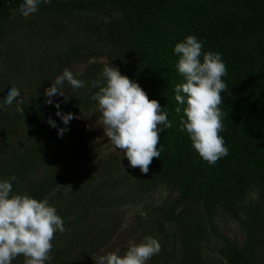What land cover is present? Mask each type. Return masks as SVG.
<instances>
[{
	"label": "trees",
	"instance_id": "16d2710c",
	"mask_svg": "<svg viewBox=\"0 0 264 264\" xmlns=\"http://www.w3.org/2000/svg\"><path fill=\"white\" fill-rule=\"evenodd\" d=\"M19 3L0 0V95L16 86L24 109H0V177L16 176L13 192L47 198L63 218L65 231L54 234L46 264H95L121 226L119 209L162 186L177 198L147 205L122 239L158 240L161 250L146 264H264V0H51L27 16ZM187 35L226 65L220 135L228 153L214 165L193 150L180 127L183 112H176L174 88L184 81L172 49ZM75 63L84 64L73 74L85 87L65 82L67 102L52 97L63 113L80 104L88 116L98 91L89 84L108 63L167 113L172 127L159 134L160 158L148 173L131 167L123 152L83 171L93 129L72 127L74 116L58 136L46 122L64 127L44 91ZM225 213L245 230L242 243L220 231L216 218Z\"/></svg>",
	"mask_w": 264,
	"mask_h": 264
},
{
	"label": "clouds",
	"instance_id": "9594fccd",
	"mask_svg": "<svg viewBox=\"0 0 264 264\" xmlns=\"http://www.w3.org/2000/svg\"><path fill=\"white\" fill-rule=\"evenodd\" d=\"M51 0H20L18 11L21 15L33 14L41 4ZM203 44L194 35H187L177 42L172 51L177 55L176 71L183 77L182 83L174 88V99L179 105L176 112H183L180 118L181 130L187 133L193 150L208 164L214 165L219 158L227 155L228 148L220 133L224 131V113L221 93L227 85L222 79L226 65L219 52L202 51ZM65 82L73 89L85 87V81L76 78L65 68L44 91L45 103L53 104L55 115L64 127H57L49 117L46 121L56 128L57 135L68 131V124L74 118L72 112L63 113L60 103L52 97L65 98ZM89 87L97 88L91 97L101 113L103 132L117 151L131 167H138L141 173H148L153 157L160 158L157 148L159 134L172 127L167 113L156 99H149L140 85L121 74L110 63L105 64L97 79ZM0 109L15 106L22 113L23 100L20 90L10 86L2 90ZM183 106V107H180ZM121 152V151H119ZM18 178L0 177V264H12L23 256V264H46L51 257L54 234L65 231L63 218L47 198H34L27 193L13 192V182ZM161 245L150 235L138 243H132L120 254L119 250L108 252L94 259L95 264H146L153 255L160 252Z\"/></svg>",
	"mask_w": 264,
	"mask_h": 264
},
{
	"label": "rangeland",
	"instance_id": "374dc122",
	"mask_svg": "<svg viewBox=\"0 0 264 264\" xmlns=\"http://www.w3.org/2000/svg\"><path fill=\"white\" fill-rule=\"evenodd\" d=\"M6 45L7 43L5 44V46ZM83 68L84 64L75 63L69 70H71L74 74H79L81 71H83ZM71 107L72 113L74 114L76 120L75 123L70 122L73 123L71 124V126L74 128L91 127L95 133L93 141L89 146L88 154L82 160L83 171H87L98 160L110 154L113 155L123 152V150H119L121 151L119 152L114 149L110 141H108L105 137L103 132V125L101 123V115L94 114V112L97 111L96 107L93 109L89 108L90 112L88 111V116L85 114V106L80 104H74L71 105ZM79 174L74 175L73 178H71V180L66 183V185L73 184L78 178ZM177 196L178 192H174L168 189L167 187H156L151 190L148 194L144 195L139 203L128 204L121 207V210L119 209V213L120 215L122 214L123 218L121 226L119 227V230L116 232L111 242L101 248V252L98 253V256L105 255L108 252L115 251L117 249L121 251L122 247H128L130 244L136 243V237L134 236L129 237V239L124 240V242L122 241V239H125L127 229L137 220V217L139 215H145L147 213V205L161 203L163 204L171 200L174 201ZM216 222L219 225L220 231L224 235L231 237L233 240L238 241L239 243L243 242L246 234L245 230L238 221L232 219V216L225 213L223 215L218 216L216 218ZM166 229H171L169 223H167Z\"/></svg>",
	"mask_w": 264,
	"mask_h": 264
}]
</instances>
